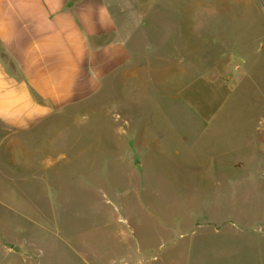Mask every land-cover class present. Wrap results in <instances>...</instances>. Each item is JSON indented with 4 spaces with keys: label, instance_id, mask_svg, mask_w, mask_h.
Wrapping results in <instances>:
<instances>
[{
    "label": "rangeland",
    "instance_id": "1",
    "mask_svg": "<svg viewBox=\"0 0 264 264\" xmlns=\"http://www.w3.org/2000/svg\"><path fill=\"white\" fill-rule=\"evenodd\" d=\"M122 1L131 65L29 132L0 129V264H113L121 215L155 264H264V2ZM222 181L218 233L196 204L225 201Z\"/></svg>",
    "mask_w": 264,
    "mask_h": 264
},
{
    "label": "crops",
    "instance_id": "2",
    "mask_svg": "<svg viewBox=\"0 0 264 264\" xmlns=\"http://www.w3.org/2000/svg\"><path fill=\"white\" fill-rule=\"evenodd\" d=\"M122 6V0H0L2 138L29 132L68 107L88 103L107 77L131 65L129 41L118 23ZM219 187L225 201L196 204L218 233L217 224L231 221L233 209L227 183ZM120 218L113 264L158 262L156 244L141 239L126 215ZM173 241L162 238L159 247ZM177 254L185 255L173 252Z\"/></svg>",
    "mask_w": 264,
    "mask_h": 264
}]
</instances>
